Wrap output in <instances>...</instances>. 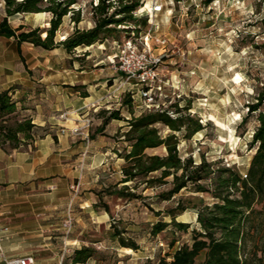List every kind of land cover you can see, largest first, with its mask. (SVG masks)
Segmentation results:
<instances>
[{
	"label": "rangeland",
	"instance_id": "rangeland-1",
	"mask_svg": "<svg viewBox=\"0 0 264 264\" xmlns=\"http://www.w3.org/2000/svg\"><path fill=\"white\" fill-rule=\"evenodd\" d=\"M140 1L144 11H148L154 0ZM156 1L162 4V10L154 16L157 27L151 32L149 54L160 55L161 62L158 79L147 94H143L140 84L134 79L126 80L119 70L116 56L119 48L110 38L79 46L73 52L49 53L30 43H22L18 48L14 38L0 37V79L4 86L14 88L11 94L16 100V114L42 123L36 124L33 139L27 143L50 131L51 123L57 120L66 121L64 128L72 127L68 128L71 132L77 127V142L81 136L94 141L89 148L95 154L94 160L87 158L90 152H83L85 155H79L82 159L74 163L76 177L63 176L60 180L67 193L59 216L63 248L58 257L62 264H75L71 260L72 252L81 245L93 246L98 251L95 258L82 264H140L146 257L158 252L163 254L169 249L166 241L172 233L166 230L155 236L150 233L154 221L169 220L161 209L175 204L178 198L186 199L189 206L177 219L194 226L193 205L200 197L208 198L206 193L182 190L170 200L160 201L155 197L157 188H147L142 191L144 198L132 200L106 194L102 189L121 177L124 160L115 148L122 151L125 145L122 133L128 128L124 119H112L99 131L108 111L119 108L121 115L128 118L130 108L139 114L148 109L147 104L165 107L175 101L181 106L189 103L192 114L211 124L191 139L181 140L182 155L192 154L198 161L204 153L209 159H221L223 164L245 173L255 151L249 141L257 124L256 114H251L246 123L240 124V121L247 113V102L254 97V84L258 78L264 81V0H213L208 5L203 0ZM96 2L77 0L74 8L80 21L74 23L71 12L65 15L56 39H62L76 24L79 28L91 27L94 22L90 4ZM142 13L147 17V24H141V32L130 36L138 41L150 27L149 15ZM4 15V0H0V20ZM50 16L49 12H25L10 16L8 21L12 27L20 24L26 28L47 27ZM120 35L119 42L128 37L124 32ZM156 36L168 39L165 48L157 43ZM44 61H48L50 68ZM53 69L58 70V75L40 80L44 72H55ZM84 90L94 94L95 100L77 109L68 107L72 96L66 97V94L72 91L73 96H81ZM128 93L133 99L130 105L122 102ZM167 131L164 129V133ZM92 134L94 138L90 137ZM90 162L94 167L87 170ZM84 200L90 204L82 207L80 203ZM94 203L98 206H93ZM103 203L109 205L110 213L103 210ZM97 214L98 222H92V216ZM113 223L125 227L123 234L135 239L139 249L127 251L118 245L110 237ZM176 235H179L176 245L189 238V232ZM73 236L78 239L71 241L69 238Z\"/></svg>",
	"mask_w": 264,
	"mask_h": 264
},
{
	"label": "trees",
	"instance_id": "trees-1",
	"mask_svg": "<svg viewBox=\"0 0 264 264\" xmlns=\"http://www.w3.org/2000/svg\"><path fill=\"white\" fill-rule=\"evenodd\" d=\"M212 1L203 0V4ZM76 3L77 0H4L0 36L14 37L18 48L23 42H30L42 49L61 47L73 52L79 46L109 38L120 40V32H124V36L139 33V26L147 24L146 15L137 14L142 4L140 0H97L90 4L94 24L89 28H79L76 24L71 32L57 40L56 31L65 15L71 12L73 22L80 21L78 10L74 8ZM25 12H49L48 26L26 28L20 24L12 27L8 18ZM12 90L13 87L0 90V147L6 150L27 146L36 127L30 116L16 114ZM81 96H88V92L82 91ZM122 102L132 104L131 94ZM190 108L189 103L181 106L177 101L165 107L144 109L139 114L130 108L128 118L121 115L119 108L108 111L99 131L112 119H124L128 128L122 133L125 143L122 151L115 148L124 160L121 177L102 190L129 200L144 198L142 191L147 188H157L155 197L160 201L170 200L182 190L208 195V198L200 197L193 205L194 226L177 219L189 206L186 199L178 198L175 204L161 209L169 220L154 221L150 233L155 236L164 230L171 232L172 237L166 241L169 249L146 257L140 264H264V81L257 79L254 97L247 102V113L240 121V124L246 123L251 114H256L257 124L249 141L255 151L245 173L223 164L221 159H209L204 153L199 155L198 161L192 154L182 155L181 140L191 139L211 124L192 114ZM164 129L168 131L164 133ZM103 210L110 213L107 203H103ZM125 230L113 223L110 237L121 247L139 249L135 239L125 237ZM179 232H189V238L176 245ZM97 252L89 245L74 248L72 263H85L95 258Z\"/></svg>",
	"mask_w": 264,
	"mask_h": 264
},
{
	"label": "crops",
	"instance_id": "crops-1",
	"mask_svg": "<svg viewBox=\"0 0 264 264\" xmlns=\"http://www.w3.org/2000/svg\"><path fill=\"white\" fill-rule=\"evenodd\" d=\"M42 50L49 53L66 52L61 47ZM44 63L50 68L47 66L48 61ZM74 68L78 69L76 66ZM53 71L55 72H44L40 80L58 75V70ZM8 86V84L4 86L0 79V90ZM97 91L99 92V89ZM69 95L72 96L68 105L72 107L71 109L83 107L95 100L92 93H88V96H73L71 91L66 97ZM80 99L81 102L78 101ZM64 126L66 121H53L50 131L25 147L8 150L0 147V226L7 227L2 232L0 264H4L5 257L27 255L34 256L35 264H58L60 261L58 256L63 248L61 243L63 235L62 227H59V216L62 214L64 195L67 194L64 193L60 180L63 176L76 177L77 165L74 163L82 159L79 155L90 152L87 158L94 160L95 157L93 151L89 149L92 148L94 141L81 136V141L77 142L76 133L68 129L72 127ZM93 167L91 162L87 163V170H92ZM83 194H87V191ZM89 202L84 200L80 205L84 207L89 205ZM91 220L98 222L99 215L92 216ZM77 237L69 239L74 241L78 239Z\"/></svg>",
	"mask_w": 264,
	"mask_h": 264
},
{
	"label": "built area",
	"instance_id": "built-area-1",
	"mask_svg": "<svg viewBox=\"0 0 264 264\" xmlns=\"http://www.w3.org/2000/svg\"><path fill=\"white\" fill-rule=\"evenodd\" d=\"M143 7L137 9V14L149 15L150 27L143 34L140 35L138 41L135 37L128 36L123 38L121 42L114 40L118 46V53L116 54L118 58V68L125 75L126 80L134 79L138 84L141 85L143 94H147L152 89L154 83L158 79V65L161 62L160 55L149 54L150 44L149 40L151 37L152 30L157 27V22L155 21V13L162 10V4L158 3L156 0L152 2L151 8L148 11H144ZM156 41L162 47L165 48L168 39L166 37L156 36ZM153 106L158 107V105L147 104V108ZM77 128V127H76ZM72 129V132H76L77 129ZM71 221V217H69ZM7 227L0 226V251L2 248V232L5 231ZM4 264H35V258L33 255L18 256V257H5ZM58 264H62L61 260Z\"/></svg>",
	"mask_w": 264,
	"mask_h": 264
},
{
	"label": "bare ground",
	"instance_id": "bare-ground-1",
	"mask_svg": "<svg viewBox=\"0 0 264 264\" xmlns=\"http://www.w3.org/2000/svg\"><path fill=\"white\" fill-rule=\"evenodd\" d=\"M151 8V7H150ZM64 36H62L61 38H63ZM125 250H127V251H130L131 250V248L130 247H125ZM129 253V252H128Z\"/></svg>",
	"mask_w": 264,
	"mask_h": 264
}]
</instances>
